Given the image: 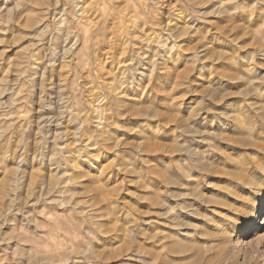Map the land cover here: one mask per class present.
<instances>
[{
  "label": "clouds",
  "instance_id": "1",
  "mask_svg": "<svg viewBox=\"0 0 264 264\" xmlns=\"http://www.w3.org/2000/svg\"><path fill=\"white\" fill-rule=\"evenodd\" d=\"M8 2L0 12L7 14ZM32 3L14 0L13 10L27 12ZM37 6L43 9L40 22L48 21L38 37L43 47L29 44L14 59H5L7 49L0 51V261L105 264L108 256L127 257L135 246L134 257L122 264L133 258L157 264L160 254L144 247L154 236L141 227L152 222L121 198L126 194L163 208L158 215L170 227L194 230L183 233L185 237L203 234L220 245L173 242L163 250L165 264H191L175 258L193 251L227 253L224 264H264V251L249 255L247 245L228 243L241 218L256 216L254 199L240 197L244 203L239 206L224 204L230 214L212 209L221 217L213 219L180 202L184 195H194L192 190L169 191L202 179L193 173L222 171L209 162L210 153L219 151L216 141L264 151V144L253 139L261 134L257 128L264 126V115L259 121L249 119L243 106L264 113V104L249 100L264 99V74L259 71L264 69V0H44ZM210 17L222 19L217 23ZM188 36L196 42L186 40ZM227 41L235 47L219 52ZM220 59L226 64L218 68ZM206 72L211 74L207 80ZM225 81L245 87L229 93ZM230 95L243 97L239 114L230 117L241 136L200 131L199 118L215 112V105ZM190 96L199 99L182 115ZM200 140L209 145L207 150L191 146ZM164 141L178 146L165 154L178 151L179 159L149 160L148 154ZM224 155L237 169L231 173L234 178L246 181L257 195L264 191V182L247 175L254 168L264 170V157ZM152 177L167 187L150 190ZM129 186L152 194L139 195ZM168 197L175 206L165 202ZM197 199L209 203L202 196ZM182 212L202 216L212 231L185 222ZM118 241L117 247L109 246Z\"/></svg>",
  "mask_w": 264,
  "mask_h": 264
},
{
  "label": "rangeland",
  "instance_id": "2",
  "mask_svg": "<svg viewBox=\"0 0 264 264\" xmlns=\"http://www.w3.org/2000/svg\"><path fill=\"white\" fill-rule=\"evenodd\" d=\"M44 0H33L32 5L29 6V10L25 12L21 10V13L18 14L15 12L14 9V0H9L7 3V14L4 12H0V40L12 41L16 40L14 44L9 43H0V51L7 49L5 53V59H14L20 52L21 49L25 48L29 44L37 45V47H43V45L39 44L38 37L40 36L41 31L44 29L45 25L48 23L47 20H42L40 13L43 11L40 5L43 3ZM5 7V0H0V8ZM20 15H23L24 18L19 20L17 23V19ZM215 19L217 23L221 21L222 18H211ZM203 23V22H201ZM24 25V27H21ZM200 25H197L199 27ZM212 25L209 24L207 27H211ZM235 35V32H233ZM18 37H22L23 39H17ZM186 40L191 41L193 44L196 42L195 38L190 36L185 37ZM221 39H226L225 37H221ZM241 44L245 43L244 40L240 41ZM235 45L231 44V41H227V44L224 47L218 48V51L223 52H231ZM251 51V49H248ZM244 51H241V56L245 55ZM184 55L190 56L191 52H187ZM207 63L211 65L212 60L208 59ZM226 61L220 59L217 63V67L219 68L221 65H225ZM111 67L110 65L108 66ZM205 79L207 80L210 77V73H205ZM228 82L225 81L224 83L227 85L226 91L229 92ZM197 83H200L197 80ZM207 87V84H205ZM183 91L182 89L180 90ZM199 91V89L197 90ZM7 99V97H5ZM199 99V97H188L184 101V111L182 115H188L189 111L193 107V102ZM232 99L227 98L224 102L220 105H215V112L213 113H204L199 120L197 121V127L200 128V131L204 133H216V134H223L233 138H239L241 136V132L239 129L238 124L235 120L231 119L236 115V112L230 109V105L233 103ZM228 103V104H227ZM228 105V106H227ZM230 109V110H229ZM216 113H223L221 116H217ZM248 118L254 121H259L260 117L262 116L260 112L253 108L251 110H247ZM239 114V113H237ZM257 131L261 133L260 135H256L253 137L254 140L257 141V144H264V126H259ZM219 151L211 152L209 156V162L214 165L217 170L222 171H214L208 173H193L195 176H202V179L189 181L188 187L184 189H177L175 187L169 189V191L173 192H180V193H189L192 190L195 194L184 195L183 199L180 201L181 203H185L186 206H190L195 208L198 212L202 211L203 214L213 216L214 213L211 212L214 209L215 203H211L210 199L213 201L215 200H225L228 196H231V191L235 190L240 186L239 179L234 178L231 173L237 171V169L230 164L226 163V157L224 155L225 152L236 156L237 154L247 153L253 156H257L258 158L264 157V151H261L260 147H247L244 148L240 144H233L228 143L227 141H216ZM194 147H198L201 151L207 150L209 145L204 141L200 140L197 141ZM178 146L172 143L171 141H164L160 144H157L154 147V150L148 154V159L153 162H160V161H168L171 159H179L180 153L177 151L175 156L166 155V151H171L176 149ZM250 172H253L250 171ZM121 178H123L121 176ZM157 181L159 186H166L163 181L156 177H152L149 189L153 190V180ZM87 183V181H85ZM161 184V185H160ZM164 184V185H163ZM198 189V191H196ZM150 190H139L136 189L135 186H129V191H137L139 195L148 197L151 196ZM164 190V187L160 189V191ZM197 196L204 197L209 203H204L202 200L197 199ZM122 199H128L131 203H133L136 207H138L142 212L146 213L143 217L145 221H151L152 223H145L142 224L141 227L153 234L154 239L148 241L144 244V247L150 249L154 253L160 254L159 259L157 260V264H165L164 256L167 255L163 250L174 241H180V243H189L199 245L202 248H207L213 244H216L217 247H220L217 244V241L209 238L208 236L205 237L203 240L202 235L198 237H185L183 233H190L194 231L193 229H177L172 228L169 226V221L165 217L158 215V213L164 211L161 207H154L147 199L143 201L137 200L135 197L126 196V194H121ZM166 203L175 206L176 201L170 197L169 201L166 200ZM156 210V211H155ZM264 212L261 214L257 212L255 217H251L248 224L244 227H241L236 234L232 236L231 241L228 243L231 244H240V245H247L249 255H255L257 251H264ZM180 217L187 223L192 224H200L202 221V216L197 217L196 215H192L187 212L180 213ZM253 219V220H252ZM255 220V221H254ZM166 223V224H165ZM256 225L254 229L258 230L254 233H248L249 229L248 226L251 224ZM167 229V230H165ZM7 231V229H6ZM158 237V238H157ZM165 237H171L173 239H165ZM111 240V237L106 238ZM153 241H158L157 245H153ZM159 241H166L167 243H159ZM204 241V242H203ZM141 242H143V238H141ZM120 242L118 241L117 244L109 245L110 247H117ZM15 245V241H13V246ZM8 248L7 245L4 246ZM11 250V249H9ZM76 245H73V251L75 252ZM53 254L57 252V248H52ZM215 253V254H214ZM135 254V246H133V251L128 252L127 257L123 255H116V256H108L105 264H122V262L126 261L128 257H134ZM214 256L213 260L211 259ZM217 256V257H215ZM211 257V258H210ZM228 254L227 253H217L214 251H207L206 253H202L199 251L188 252L184 256L176 257L175 259L191 262V264H224V261L227 260ZM209 258V259H208ZM145 260H151L153 257L146 256L144 257ZM212 261H211V260ZM0 264H6L5 261H0ZM49 264H60L57 259H52L49 261ZM68 264H73L72 261H69ZM128 264H140L138 259H131L128 261ZM228 264H232V261H228Z\"/></svg>",
  "mask_w": 264,
  "mask_h": 264
},
{
  "label": "bare ground",
  "instance_id": "3",
  "mask_svg": "<svg viewBox=\"0 0 264 264\" xmlns=\"http://www.w3.org/2000/svg\"><path fill=\"white\" fill-rule=\"evenodd\" d=\"M262 74H264V69H260L259 70ZM228 87H229V93H239L244 87L245 85L242 82H237V83H232V82H228ZM229 99H232V101H234L231 105H230V109H232V111L236 112V115H238V109L239 107L242 105L243 102V97L239 96V95H230L228 96ZM249 100H252L254 103H256L257 105L259 104H264V99H259L256 97H249ZM228 104V103H227ZM220 105V104H217ZM228 106V105H227ZM247 110H251L253 109V107H251L250 105H243ZM229 109V110H230ZM258 111L259 109L256 108ZM260 112V111H259ZM261 115H264V113H261ZM248 177L252 180L255 181L256 183H262L264 182V170H261L260 168H254L253 172H248ZM240 181V186L238 188H236L235 190L231 191L232 195L228 196V198H226L224 201H217L215 200L217 203H215L214 209L217 212H221V213H228V209L223 207L224 204H235L237 206L242 205L244 203L243 200L239 199L240 197H247L250 199H254L256 201V215L257 212L259 213H263L264 212V191H261L258 195L253 191V189L251 187H249L248 183L242 182L240 179L238 180ZM153 190L155 191H160L161 188H165L166 186H159V184L157 183V181H155V179L153 180ZM161 185V184H160ZM164 185V184H163ZM163 191V190H162ZM171 191V190H170ZM170 197H168L166 200L169 201ZM211 201H213L212 199H210ZM210 201V202H211ZM156 211V210H155ZM200 213H202V211H199ZM212 212V210H211ZM213 213V212H212ZM203 214V213H202ZM203 215H207V214H203ZM212 215V214H211ZM264 215V214H263ZM198 218L201 216H197ZM221 217H217L215 215H213V219H220ZM242 219V224L240 226L244 227L245 225L248 224L249 220L251 219V217H247V218H241ZM253 220V219H252ZM255 221V220H254ZM166 224V223H165ZM198 224V223H197ZM201 225L203 228H206L208 231H212V227L208 224L207 221H205L202 218L201 223L199 224ZM255 227H257L256 225L251 224L250 226H248L247 229H249L248 233L254 234L257 229H254ZM239 228V229H240ZM239 229L237 230V232L239 231ZM167 230V229H165ZM207 237L205 235L202 234V240ZM158 238V237H157ZM210 238V237H209ZM206 239V238H205ZM174 242H178L180 243V241H174ZM204 242V241H203ZM158 243V241H153V245L156 246ZM164 244H166V241H163ZM181 244H189V243H181ZM215 254V253H214ZM217 257V256H215ZM211 258V257H210ZM214 256L211 258L213 260ZM209 259V258H208ZM210 259V260H211ZM211 260V261H212Z\"/></svg>",
  "mask_w": 264,
  "mask_h": 264
}]
</instances>
